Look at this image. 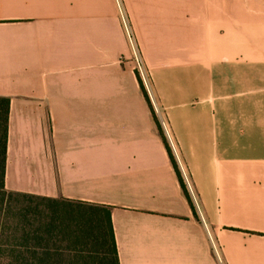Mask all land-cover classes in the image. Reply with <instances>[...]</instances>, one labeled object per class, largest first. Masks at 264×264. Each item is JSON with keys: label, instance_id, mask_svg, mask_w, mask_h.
I'll return each instance as SVG.
<instances>
[{"label": "crops", "instance_id": "1", "mask_svg": "<svg viewBox=\"0 0 264 264\" xmlns=\"http://www.w3.org/2000/svg\"><path fill=\"white\" fill-rule=\"evenodd\" d=\"M0 97L6 190L112 208L120 264H264V0H0Z\"/></svg>", "mask_w": 264, "mask_h": 264}, {"label": "trees", "instance_id": "2", "mask_svg": "<svg viewBox=\"0 0 264 264\" xmlns=\"http://www.w3.org/2000/svg\"><path fill=\"white\" fill-rule=\"evenodd\" d=\"M10 104L0 97V264H120L112 208L6 190Z\"/></svg>", "mask_w": 264, "mask_h": 264}, {"label": "rangeland", "instance_id": "3", "mask_svg": "<svg viewBox=\"0 0 264 264\" xmlns=\"http://www.w3.org/2000/svg\"><path fill=\"white\" fill-rule=\"evenodd\" d=\"M136 57H137V59H136ZM135 59H136V63H137V67H136V72H137V75H138V77L142 80V83H143V85L144 84H146V85H148V80H149V78H148V72H147V70H146V68H145V66H144V64H143V62H142V60L139 58V55H138V51L135 49ZM141 64L142 65V70H144V72H145V78H146V80H145V78L143 79V77L140 75L141 74V72L139 71V67H138V64ZM145 87V86H144ZM147 91V90H146Z\"/></svg>", "mask_w": 264, "mask_h": 264}, {"label": "built area", "instance_id": "4", "mask_svg": "<svg viewBox=\"0 0 264 264\" xmlns=\"http://www.w3.org/2000/svg\"><path fill=\"white\" fill-rule=\"evenodd\" d=\"M138 67H139V71L141 72L140 75L144 79L145 78V72H144V70H142V65L139 63ZM145 80H146V78H145ZM214 250H215V256H216L218 262L223 263V257H222L221 249L218 246H214Z\"/></svg>", "mask_w": 264, "mask_h": 264}]
</instances>
